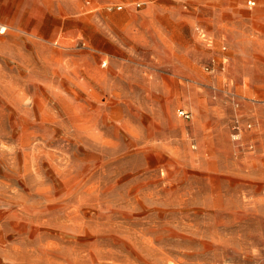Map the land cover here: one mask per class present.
Here are the masks:
<instances>
[{"label": "rangeland", "instance_id": "rangeland-1", "mask_svg": "<svg viewBox=\"0 0 264 264\" xmlns=\"http://www.w3.org/2000/svg\"><path fill=\"white\" fill-rule=\"evenodd\" d=\"M246 1L0 0V264H264Z\"/></svg>", "mask_w": 264, "mask_h": 264}, {"label": "built area", "instance_id": "built-area-1", "mask_svg": "<svg viewBox=\"0 0 264 264\" xmlns=\"http://www.w3.org/2000/svg\"><path fill=\"white\" fill-rule=\"evenodd\" d=\"M255 3L256 2L254 0H247L246 1V5L249 6V7L255 6ZM179 115L182 116L185 119H188L189 118V114L186 113V112H180Z\"/></svg>", "mask_w": 264, "mask_h": 264}]
</instances>
